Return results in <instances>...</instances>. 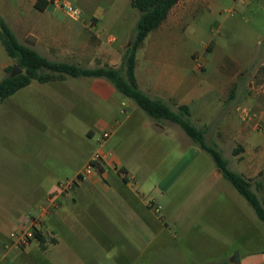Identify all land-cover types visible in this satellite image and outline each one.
<instances>
[{"label": "crops", "instance_id": "1", "mask_svg": "<svg viewBox=\"0 0 264 264\" xmlns=\"http://www.w3.org/2000/svg\"><path fill=\"white\" fill-rule=\"evenodd\" d=\"M48 1L46 8L39 10L35 7L36 0H0V14L11 17V22H7L17 36L19 26L39 38L47 35L45 40L50 43L45 46L54 50L60 44L58 41L64 42L69 35L64 32L67 25L50 16L53 15L50 13L53 3ZM237 1L245 9L253 5L264 13V0ZM196 2L202 0H190L188 4L195 5ZM85 12L91 10L85 8ZM97 13L96 8L93 14ZM41 16L50 20L44 22ZM262 30L260 45L264 43ZM33 47L40 52L38 46ZM182 50L188 60L187 66L172 59L174 56L180 58V55H171L170 62L166 58L161 60L158 69H153V59L147 60L142 74V63L139 64L137 56L138 84L144 92L162 99L174 110L187 105L191 120L203 127L207 141L219 148L220 142L210 140L206 123L197 117L202 118L205 112L203 118L212 122L218 111L229 109L227 90L232 76L225 70H198L195 63L194 66L190 63L193 51ZM84 53L82 50V56ZM250 54L247 55L253 53ZM237 59L241 62L250 60L247 56L246 59ZM109 65L117 67L111 61ZM69 80L76 83L72 86ZM63 81L70 83L65 87L78 92L83 99L81 103L89 105L94 115L85 129L87 139L93 141L96 138L95 127L112 131L104 144L109 154L106 165L101 172L82 181L57 210L45 215L42 228L44 247L37 240L23 249L16 248L12 245L11 235L31 226V218L39 214L47 194L53 193L63 178H55L50 183L39 196L36 208L26 198L16 196L15 200L11 197L14 194L0 188V264H13L12 260L16 259L21 264H157L160 254L164 261L172 264H264V245L258 246L262 241L264 243V229L258 216L255 213L258 219L254 217L247 207L248 201L242 199L224 178L214 160L212 164L203 165V170L201 166L192 168L205 151L183 133L181 127L152 118L105 78L67 77ZM36 82L33 80L28 86L31 88ZM51 82L41 84L48 86ZM24 89L16 92V97L19 98ZM250 93L254 97H247L246 103H254L253 108L259 111L264 84ZM247 111L245 109L246 114ZM255 116L264 121V112L259 111ZM218 126L217 134L226 137L227 120H222ZM128 140H134V143L129 145ZM254 151L247 149V157L257 158ZM89 156L73 175L82 170L92 158ZM143 156L154 159L148 171H144V179L138 180V173L127 158ZM115 165L128 175L125 178L120 176ZM246 169L245 165L236 171L244 174ZM191 170L195 173L190 174ZM173 188L178 190L174 199L167 197L161 201L157 197L158 194L167 195ZM109 221L110 228L104 227L102 222ZM91 222H94V229ZM102 237L109 241L104 243ZM168 249L173 251L174 257L172 253H166Z\"/></svg>", "mask_w": 264, "mask_h": 264}, {"label": "rangeland", "instance_id": "2", "mask_svg": "<svg viewBox=\"0 0 264 264\" xmlns=\"http://www.w3.org/2000/svg\"><path fill=\"white\" fill-rule=\"evenodd\" d=\"M189 1L183 0L182 4L173 7L162 25L144 40L141 50L138 51L140 55L137 54L139 64L142 63L141 74L146 70L147 60L153 59V69H158L161 60L166 58L169 61L171 55H180V58L174 56L172 59L187 66L188 60L182 49L193 51L190 63L192 66L195 63L198 70H225L231 74L232 80L227 90L229 109L218 111L212 122H206L205 117L203 118L205 112L202 113V118H197L206 123L210 140L220 142L219 149L229 160L231 168L239 170L240 166L245 168L246 165L247 173L242 174L252 181L253 189L264 200V121L255 116L259 111L264 112V98L258 106L259 111L253 108L254 103H246L247 97H254L250 92L264 84V43L259 44L264 29V13L253 5L245 9L237 0H202L195 5L188 4ZM51 2L53 6L50 13L53 15L50 16L67 25L64 30L69 35L66 36L67 40L58 41L59 46L52 50L45 46L50 43L45 40L47 35L39 38L26 33L19 26L16 32L20 41L38 46L42 54L53 60H67L87 67L109 64L110 61L119 68L123 66L124 54L133 41L135 25L140 15L139 10L131 6V0ZM63 2L77 7L80 10L79 17L70 16L62 7ZM85 8L91 12H85ZM96 8L99 13L93 14ZM3 17L11 22L9 15ZM41 20L46 22L50 18L41 16ZM59 31L56 29L57 33H61ZM82 50L85 51L83 56ZM250 53L255 54L248 56ZM245 55L250 60L238 61L237 58L246 59ZM14 64L15 61L9 58L0 42V79L6 75V68ZM67 81L55 80L48 83V86L36 82L31 88H22L24 91L19 98L14 94L0 102V188H6L4 192L14 194L15 197H11L15 200L16 196L26 198L33 208H36L39 196L55 178H63L59 182L61 183L73 177V172L80 167L86 156H93L101 148L100 139L105 127H95L96 138L93 141L87 139L85 129L93 121L94 115L89 105L87 107V104L81 103L83 99H80L78 92L65 87L70 83L73 86L76 82ZM245 109H248V115ZM224 119L227 120L226 137L217 134L218 124ZM249 119H252L251 123H248ZM142 136L145 137L144 134ZM126 143L131 145L134 140ZM247 149L255 150L253 153L258 157H247ZM104 151L107 159L109 154L105 149ZM152 159L144 156L127 158L138 173V180L144 179V171H148ZM104 162L106 165V160ZM196 163L192 168L201 166L203 170L206 164L213 163V158L205 151ZM114 167L120 174L118 165ZM255 172L257 173L254 174ZM189 173L194 174L195 170ZM59 183L53 193L47 194L45 203L55 196ZM74 189L59 194L54 204L48 202L47 213L57 210L63 200L72 195ZM177 191L173 188L167 195L158 194L157 197L161 201L167 197L174 199L178 195ZM240 197L244 199L243 196ZM246 203L256 217L253 208ZM258 221L264 229V222L259 219ZM93 223L91 222L92 229ZM110 223L102 222L107 228H110ZM102 240L104 243L109 241L106 237H102ZM262 245L263 241L258 246ZM166 253L175 256L171 249ZM86 256L88 258L89 254L86 253ZM164 259L162 254L158 255L157 264H172ZM12 261L13 264H21L20 260Z\"/></svg>", "mask_w": 264, "mask_h": 264}, {"label": "trees", "instance_id": "3", "mask_svg": "<svg viewBox=\"0 0 264 264\" xmlns=\"http://www.w3.org/2000/svg\"><path fill=\"white\" fill-rule=\"evenodd\" d=\"M178 2L179 0H131V6L139 10L140 15L135 25L133 41L125 51L124 64L120 68L109 64L87 67L67 60L50 59L33 46L20 41L7 20L0 14V42L8 56L15 61L14 65L6 68V75L0 80V102L28 86L33 80L47 83L64 80L67 77L105 78L152 118L179 125L194 143L211 155L224 178L248 201L258 218L264 222V200H261L253 189L252 181L232 169L229 160L218 146L207 141L206 130L192 122L189 107L180 105L178 110H174L162 99L144 92L138 84L137 52L147 36L162 25ZM48 4V0H36L35 7L44 10ZM16 65L22 71L13 74ZM103 168L100 166L99 172ZM37 238L44 247L43 232H37Z\"/></svg>", "mask_w": 264, "mask_h": 264}, {"label": "built area", "instance_id": "4", "mask_svg": "<svg viewBox=\"0 0 264 264\" xmlns=\"http://www.w3.org/2000/svg\"><path fill=\"white\" fill-rule=\"evenodd\" d=\"M62 7L65 8L66 12L76 18L79 17L80 15V10L66 2L61 3ZM112 131L111 130H105L103 131V134L101 135V148L98 149L95 154L92 156V158L86 162L84 167L80 172L75 174L73 177L67 178L61 183H59L57 193L55 196L51 199H49L50 204H54L57 196L61 193H67L71 190H73L75 187H77L82 181L87 179L90 175H92L95 172H99V167L105 166V151H104V144L105 141L110 137ZM119 173L125 178L126 177V172L121 171L119 169ZM47 203H44L41 207V211L39 212L38 215H35L31 218V226L29 228L21 229L18 231H15L11 235V240H12V245L15 246L16 248L23 249L27 246H29L33 241H37V232L41 231L44 225V217L47 213V209L49 207ZM157 210V208H156Z\"/></svg>", "mask_w": 264, "mask_h": 264}, {"label": "water", "instance_id": "5", "mask_svg": "<svg viewBox=\"0 0 264 264\" xmlns=\"http://www.w3.org/2000/svg\"><path fill=\"white\" fill-rule=\"evenodd\" d=\"M21 71H22V69L18 65H16L14 68L13 74L20 73Z\"/></svg>", "mask_w": 264, "mask_h": 264}]
</instances>
